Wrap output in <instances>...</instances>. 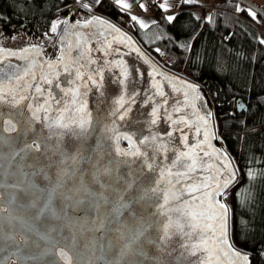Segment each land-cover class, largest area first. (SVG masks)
<instances>
[{"label":"snow or ice","instance_id":"snow-or-ice-1","mask_svg":"<svg viewBox=\"0 0 264 264\" xmlns=\"http://www.w3.org/2000/svg\"><path fill=\"white\" fill-rule=\"evenodd\" d=\"M78 3L81 0H77ZM184 4L196 2V0H181ZM102 0H93L94 5H100ZM121 10H129L132 4L128 0H115ZM85 9H92L91 4L82 3ZM139 7L147 11L148 6L140 3ZM172 5L169 0H163L157 5V8L163 11H169ZM236 10L247 11L253 20L259 22L258 17L264 16L255 5H247L242 9L237 6ZM176 19V15L166 16V20L171 23ZM199 19V17H197ZM206 19L211 22L212 16L208 15ZM131 20L139 24L141 28L148 25L143 19L131 15ZM155 23V21H152ZM77 21L72 27L75 28ZM93 23L107 25L113 32H120V29L114 24L94 16L89 20L83 21V27H88ZM67 19H57L52 21L50 31L56 34L62 25H67ZM66 32L67 29H64ZM129 41L130 37L127 38ZM264 44V39L259 41ZM37 46H33L35 49ZM27 53L29 49L22 50ZM139 52V49H136ZM159 51V49H157ZM16 55V53H11ZM80 56L83 52L79 53ZM63 59V56L60 58ZM147 63L148 61L145 60ZM91 63H95L94 60ZM78 65V66H77ZM52 68L53 65L49 64ZM85 65L79 63V59L73 60L71 64L64 65L63 71L70 77L68 83L76 84V81H82L75 88L62 87L59 82V72L54 75H42L39 80L33 74L31 81L26 77L30 74V69H24L22 72L16 71L5 73L0 69V107L7 105L17 111L10 113L7 119L0 112V131L5 133H16V138L20 141L21 147L13 154V159L20 157L22 161L33 158L34 162L29 164L34 171L33 177L43 175L45 179L51 181V177L45 171L47 165L41 164L40 157L48 150L47 140L55 136L59 139L66 134L71 136H83L92 127V116L87 111V101L84 99L87 91L81 92L80 89H89V82L97 90L103 88V70L95 69L94 74L89 73L87 79H84L82 69ZM156 72V69L153 68ZM165 76L166 79H176L166 77L164 73H157ZM129 73L124 69V79L120 81L127 85L125 80ZM96 77H99L97 79ZM153 87H157L158 81H155ZM55 82V83H54ZM48 85L47 88L43 85ZM53 85L64 95L58 98L53 92ZM187 87L196 91V86L188 84ZM71 93L70 102L65 98ZM157 94L164 96V93L157 88ZM101 95L103 92L101 91ZM152 100V97H148ZM135 103V94L125 99L121 95L116 101V107L110 113L111 116L120 121L130 119L129 113L132 111L131 104ZM167 100L155 103L152 111L150 125L155 126L162 119L161 109L167 113ZM194 107V105H193ZM241 108L244 105H240ZM173 112H181L180 108H173ZM77 114L79 118H77ZM211 112H206L198 117L202 124L196 123L195 134L201 135L203 128V140H197L196 144L188 143V134L183 131L184 127L193 125V121L187 116L180 115L173 118L171 113L167 114V120L170 121L171 131L161 136L159 133L142 136L135 139L136 132H126L114 136L115 155L122 158L131 157V160L125 159L123 162L130 164L136 159L141 161L140 171L133 174L128 172L122 176H113L117 171L110 165L103 164L99 157H86L83 151L78 147L69 145L59 146V167L55 168V180L50 182L46 188H40L34 180L29 179L28 173H23L24 180L6 184L0 175V189L11 188L13 192L7 202L4 200L3 193H0V240L6 239L13 243H29L27 235H20L17 241L16 235L9 234L4 237L2 234V223L6 219L11 223L18 221L24 223L23 219L14 215V205L18 202V196L26 193L29 189L38 191L41 196H36L26 206L36 209L35 219L48 216L59 219L60 211L54 206L53 201L60 199L62 204L69 206L87 205L86 212L94 213L92 221V231L100 233L95 236L85 247L90 249L99 248L101 252L108 249L117 250V259L107 262V264H162L160 255H171L172 242L179 237L180 247L183 249L181 255L195 257L193 264H218L221 255L231 256L238 259L242 264H248L249 257L236 251L230 242L229 236V214L230 207L224 200L227 197L228 189L236 182V170L231 166V161L226 153H219L220 165L210 176L199 183H192L193 174L201 166V159H198L199 151L204 155H209L204 151L201 145L208 144L212 147L210 140L215 138L211 131ZM115 123V121H113ZM42 125L49 135L46 138L37 137L34 134L38 131L36 125ZM106 131H115L106 129ZM181 133V142L187 151H181L178 148H172L173 159H169L168 143L162 142L166 137L168 141L174 140V133ZM123 138L129 142L130 149L122 150L119 148V140ZM158 141H161L157 144ZM7 142L4 136L0 135V143ZM157 153L163 154V163L157 164ZM82 164L88 165L87 168L81 167ZM55 167V166H54ZM22 171V170H21ZM154 174V175H153ZM248 176L255 178V174L249 171ZM87 177V179H86ZM173 177L175 179H173ZM184 177V180L180 178ZM27 185L25 187L24 185ZM179 185V188L177 187ZM46 194V195H45ZM250 194H245L248 199ZM43 198V204L40 200ZM144 205H147L145 208ZM111 238H110V235ZM41 239L48 240L49 236L41 234ZM66 243L63 246L54 244L57 248L58 261L51 264H92L90 260H82L78 251V241L74 235L65 237ZM151 251V254H150ZM94 254V253H93Z\"/></svg>","mask_w":264,"mask_h":264},{"label":"water","instance_id":"water-1","mask_svg":"<svg viewBox=\"0 0 264 264\" xmlns=\"http://www.w3.org/2000/svg\"><path fill=\"white\" fill-rule=\"evenodd\" d=\"M234 1L245 6L249 4L255 5L260 13H264V9L251 0ZM94 16H99L114 24L124 35L122 36L120 33L113 32L107 25L102 26L93 23L88 27H83V21L85 20L80 21L81 23L73 28L72 25L76 24L79 20L70 12L61 18L67 19L68 24L62 25L56 34L52 32L46 33L40 43L27 44L16 49L0 46V69L5 73L13 72L17 69L21 72L24 69H30V74L26 77L29 81H31L33 74L39 80L44 74L52 76L55 72H59L61 86L75 88L82 81H76V84H69L70 77L67 73H64L63 67L64 65L71 64L76 59H79V63L85 65L82 69V72L85 74V80L89 73L94 74L93 70H103V88L101 90H97L90 82V90L80 89L81 92L87 91L84 99L87 101V111L92 116V127L83 136L76 137L66 134L59 139L55 136L54 130L52 134L53 138L47 140L48 150L40 157L39 162L47 165L45 171L51 177V181L45 179L43 175L35 177L31 175L34 169L29 167V164L34 162L33 158L24 161L20 157L13 159V154L22 145L16 138V133L0 131V135L4 136L7 141L0 143V175H2L5 183L12 184L24 180L23 172L28 173V178L34 180L40 188L48 187L50 182H54L55 180V168L59 167L60 149L58 145L78 147L86 157L93 159L99 157L103 164L110 165L117 170L113 173L114 177L122 176L128 172H132L133 174L138 173L140 171L141 161L136 159L133 163H124L123 161L125 159L131 160L132 158H122L115 155V141L111 139L112 137L133 131L137 134L135 137L137 140L142 136L156 133L163 136L164 133L172 130L170 121L167 120V114L171 113L173 118L185 115L189 120L194 122L191 128L184 127V125H180V127L188 134V143L196 144L197 140H203V128L201 129V135L199 137L195 134L196 123L202 124V121H199L198 117L206 112H211V131L215 134V138L210 140L212 147H208L207 143L201 145L209 155L205 156L204 152L196 149L199 152L198 159H202L201 166L193 174L192 183H199L216 171L220 165V159L217 156V151H214L215 149L219 153H226L231 161V166L236 170L237 179L228 189L229 191L240 180L239 170L232 155L218 141L214 113L208 101L200 95L198 84L186 76L176 71H171L168 67L166 68L159 64L153 55L135 38L133 33L119 27L109 17L102 14H92L86 20ZM260 18L264 20V16H260ZM64 29H67V31L65 32ZM128 37L131 38L130 41L127 39ZM49 41L57 45L56 54L52 58H47L43 52V46ZM33 46L37 47L34 49ZM25 48L29 49L27 53L22 51ZM136 49H139V52ZM80 52H83L82 56L79 55ZM11 53H16V55H11ZM61 56H63L62 60L60 59ZM92 60L95 63H91ZM145 60L148 62L146 63ZM49 64H52L53 67L50 68ZM125 68L129 73L125 80V84L127 85L126 90L124 85L120 83L124 79L123 72ZM153 68L156 69V72L153 71ZM157 73H164L166 77H174L176 79L169 80L165 76L158 75ZM153 77H155V81L159 82L157 87H153ZM96 78L99 79V77ZM188 84L195 85L196 91L189 89L187 87ZM43 87L47 88L48 85L45 84ZM157 88L164 93V96L157 94ZM101 91L103 95H101ZM53 92L58 98L64 95L54 85ZM132 94H135V103L131 104L132 111L129 113L130 119L120 121L118 118L111 116L110 113L116 107L115 101L121 95H125V99L127 100ZM148 97H152V100H148ZM65 99L70 102L71 93ZM165 99L167 100V105H165L167 113L164 112V109H161L162 119L157 125L151 126V111L154 104L160 103ZM240 105H244V103L239 102L237 104V111L246 109L245 105L243 108ZM173 108H180L181 112H173ZM16 111V109H12L7 105L0 107V112L4 114L5 119H7L10 113L14 114ZM79 115L81 114H77V118H79ZM36 127L38 131L34 134L35 136L46 138L49 135L47 130L42 128V125L37 124ZM106 129H114L115 131H106ZM174 138V140L168 141L165 137L162 141L169 145V151L167 153L169 159L174 158L172 148L187 151L181 142V133H174ZM160 142L158 141L157 144ZM119 148L129 150V142L121 138L119 140ZM157 156L156 163H163V154L157 153ZM81 167L87 168L88 165L82 164ZM173 179L175 178L173 177ZM180 179L184 180L185 178L181 177ZM24 186L27 187L26 184ZM177 187L179 188V185ZM15 191V189L11 188L0 189V193L4 195L5 202H7L10 195ZM36 196H41V193L29 189L26 193L18 196V202L13 206L15 209L14 215L21 217L24 221L23 224L18 221H12L10 223L6 219L7 213L4 214L5 220L2 223L3 236L7 237L9 234H14L16 235L17 241H19L21 234L27 235L29 237V243L25 245L23 242L13 243L6 239L0 240V264H51V262L59 260L57 248L53 245L59 244L63 246L66 243L65 237L72 235L78 241V251L82 260H90L92 264H107V262L117 259V250L115 249H108L101 252L98 247L95 249L85 247L95 236L100 235V233L91 230L95 214L83 210L87 205L77 206L72 204L65 206L58 198L53 201V204L58 211L62 207L64 208V211L60 212V218L56 219L45 216L36 220V209L26 207ZM224 202L227 203L225 200ZM40 203L41 205L43 204V198H41ZM144 207L146 208L147 205H144ZM41 234L48 235L49 239H41ZM109 235L111 238L112 234ZM229 236L234 249L242 255H247L249 257L248 264H251L250 253L236 246L231 237V210L229 214ZM182 252L183 249H181L179 237H177L172 242L171 255H160L162 264H193L196 258L187 255L182 256ZM59 264H64V262L59 261ZM218 264H242V262L231 256L221 255Z\"/></svg>","mask_w":264,"mask_h":264},{"label":"trees","instance_id":"trees-1","mask_svg":"<svg viewBox=\"0 0 264 264\" xmlns=\"http://www.w3.org/2000/svg\"><path fill=\"white\" fill-rule=\"evenodd\" d=\"M72 1L0 0V30L16 41L38 43L51 33L52 21L68 14L64 7ZM154 6L150 10L155 23L146 28L108 0L96 9L121 18L150 53L165 57L170 69L198 84L213 109L218 141L233 156L240 174L225 199L231 210V237L250 253L251 264H264V44L259 42V22L247 11L238 12L237 6H246L234 0H215L209 9L181 3L171 23ZM239 102L245 110L237 111ZM245 194H250L248 199Z\"/></svg>","mask_w":264,"mask_h":264},{"label":"rangeland","instance_id":"rangeland-1","mask_svg":"<svg viewBox=\"0 0 264 264\" xmlns=\"http://www.w3.org/2000/svg\"><path fill=\"white\" fill-rule=\"evenodd\" d=\"M76 1V0H75ZM215 1V0H214ZM147 5H149V8H155L156 9V7L154 6V3L152 2V1H150V0H147ZM82 4V3H81ZM81 4L80 3H78L77 1H76V9H75V11H74V13H73V15H74V17L77 19V20H79V21H83V20H86L87 18H89L92 14H99V12H102L101 10H98V9H96V8H92L91 10H89V9H85V8H83L82 6H81ZM200 5H201V7H205L206 9H209L204 3H200ZM259 6V5H258ZM99 11V12H98ZM68 13H69V11H67ZM206 12L208 13V11L206 10ZM206 13V14H207ZM102 15H105L104 13L102 14ZM105 16H107V15H105ZM261 25H262V27H264V20H262L261 19ZM260 30H261V28H260ZM135 36V35H134ZM260 37H261V39H264V31L263 30H261L260 31ZM135 38H136V36H135ZM15 38L13 37V36H4L3 34H2V31L0 30V45L1 46H4V47H7V48H21V47H23V46H25V45H27V43H24V42H22V41H20V40H18V41H16L15 40V43H12V41L14 40ZM137 39V38H136ZM138 40V39H137ZM139 41V40H138ZM41 42V40L38 42V43H40ZM35 44V43H34ZM142 45V44H141ZM143 46V45H142ZM144 47V46H143ZM145 48V47H144ZM146 49V48H145ZM147 50V49H146ZM56 51H57V45H55V44H53V43H51L50 41L46 44V45H44L43 46V52H44V54H45V56L47 57V58H52V57H54L55 56V54H56ZM148 51V50H147ZM149 52V51H148ZM150 53V52H149ZM151 55H153L152 53H150ZM153 57L159 62V64H161V65H163L164 67H168L169 65L166 63V61H165V57L164 58H156L154 55H153ZM169 68V67H168ZM170 69V68H169ZM171 71H176V70H173V69H171ZM176 72H178V73H180V74H182L183 75V73L181 72V71H176ZM211 110L213 111V109L211 108ZM216 123V122H215ZM232 158H233V156H232ZM233 160H234V158H233ZM234 162H235V160H234ZM235 164H236V162H235ZM239 177H240V174H239ZM240 179V178H239Z\"/></svg>","mask_w":264,"mask_h":264},{"label":"crops","instance_id":"crops-1","mask_svg":"<svg viewBox=\"0 0 264 264\" xmlns=\"http://www.w3.org/2000/svg\"><path fill=\"white\" fill-rule=\"evenodd\" d=\"M108 1L111 2L113 5H115L117 9L122 11L121 8L118 5H116L115 0H108ZM150 1H152L156 5L163 2V0H150ZM251 1H253L257 5H259L262 9H264V0H251ZM128 2L132 4L131 9L123 10V11L129 12L131 15H135L139 19H143L147 23V25L151 24L153 20L155 21L156 16L151 12L149 5H147L148 6L147 11H144L139 7L140 3L147 4L146 3L147 0H128ZM81 3H89L93 5L92 8H96L97 6L93 4V0H81L80 4ZM169 3L172 5L169 11L166 12V11L159 9L163 13L164 17L168 15H174L177 11H179L182 2L181 0H169ZM196 3L198 4L204 3L207 7H210L214 5V0H196ZM99 14H103V12H99ZM258 25H259V28H261V30L264 31V27H262L260 20H259Z\"/></svg>","mask_w":264,"mask_h":264},{"label":"built area","instance_id":"built-area-1","mask_svg":"<svg viewBox=\"0 0 264 264\" xmlns=\"http://www.w3.org/2000/svg\"><path fill=\"white\" fill-rule=\"evenodd\" d=\"M76 7V1H72L69 4H67L64 8L67 9V11H69V13H74L75 8ZM152 8V7H151ZM152 10H155V8H152ZM115 24H117L119 27L123 28L124 30L129 31L126 26L123 24V20L120 18L119 20L116 19H111ZM130 32V31H129Z\"/></svg>","mask_w":264,"mask_h":264},{"label":"bare ground","instance_id":"bare-ground-1","mask_svg":"<svg viewBox=\"0 0 264 264\" xmlns=\"http://www.w3.org/2000/svg\"><path fill=\"white\" fill-rule=\"evenodd\" d=\"M107 17H109V16H107ZM110 19H116V18H113V17H109ZM120 18H117L116 20H119Z\"/></svg>","mask_w":264,"mask_h":264},{"label":"flooded vegetation","instance_id":"flooded-vegetation-1","mask_svg":"<svg viewBox=\"0 0 264 264\" xmlns=\"http://www.w3.org/2000/svg\"><path fill=\"white\" fill-rule=\"evenodd\" d=\"M17 39V37H15V39L14 40H16ZM13 42V41H12ZM1 46V45H0ZM2 47H4V46H2ZM7 48V47H6Z\"/></svg>","mask_w":264,"mask_h":264}]
</instances>
